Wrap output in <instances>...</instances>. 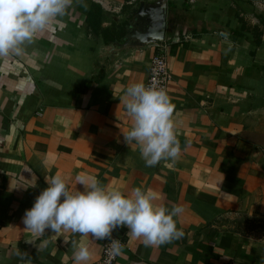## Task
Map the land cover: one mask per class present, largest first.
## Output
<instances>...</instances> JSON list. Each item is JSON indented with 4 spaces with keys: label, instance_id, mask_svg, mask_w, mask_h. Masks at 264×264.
Returning a JSON list of instances; mask_svg holds the SVG:
<instances>
[{
    "label": "crops",
    "instance_id": "1",
    "mask_svg": "<svg viewBox=\"0 0 264 264\" xmlns=\"http://www.w3.org/2000/svg\"><path fill=\"white\" fill-rule=\"evenodd\" d=\"M139 1L74 0L28 55L0 58V264H73V241L99 261L107 240L25 230V211L56 174L70 190L83 191L85 175L183 207L184 235L170 243L146 247L115 230L124 247L114 264H264V0H166L162 44L107 46L122 26L112 18ZM157 50L181 153L146 167L124 142L123 95L146 82Z\"/></svg>",
    "mask_w": 264,
    "mask_h": 264
},
{
    "label": "clouds",
    "instance_id": "2",
    "mask_svg": "<svg viewBox=\"0 0 264 264\" xmlns=\"http://www.w3.org/2000/svg\"><path fill=\"white\" fill-rule=\"evenodd\" d=\"M74 0H0V58L28 55L27 49L36 39L61 22L73 7ZM220 36L227 39V33ZM123 101L130 129L124 142L135 145L146 167L161 161L173 165L181 153L173 119L175 105L163 87L133 82L126 86ZM83 191L70 190L61 175L46 179L47 187L25 211V230L37 237L46 230L71 232L92 241H110L109 253L120 255L123 245L112 237L118 228L126 227L127 235L139 239L144 246H161L182 238L177 226L182 206L158 204L157 194L141 187L125 194L107 190L95 177L78 176ZM17 254L24 259L26 253ZM93 252L87 244L73 241V264H89Z\"/></svg>",
    "mask_w": 264,
    "mask_h": 264
},
{
    "label": "water",
    "instance_id": "3",
    "mask_svg": "<svg viewBox=\"0 0 264 264\" xmlns=\"http://www.w3.org/2000/svg\"><path fill=\"white\" fill-rule=\"evenodd\" d=\"M117 35L107 42V46L119 51L141 49L150 45L158 46L164 42L166 27V0H141L126 14L114 16Z\"/></svg>",
    "mask_w": 264,
    "mask_h": 264
},
{
    "label": "built area",
    "instance_id": "4",
    "mask_svg": "<svg viewBox=\"0 0 264 264\" xmlns=\"http://www.w3.org/2000/svg\"><path fill=\"white\" fill-rule=\"evenodd\" d=\"M187 3H193L194 0H184ZM171 76L168 72L167 62L164 54L157 50L156 54L152 57L149 65V71L147 75L146 85H156L163 87L167 90V86L170 82ZM113 238L119 239L124 247V242L120 237L114 236ZM110 241H106L102 248V253L97 264H114L117 256H112L109 253Z\"/></svg>",
    "mask_w": 264,
    "mask_h": 264
},
{
    "label": "trees",
    "instance_id": "5",
    "mask_svg": "<svg viewBox=\"0 0 264 264\" xmlns=\"http://www.w3.org/2000/svg\"><path fill=\"white\" fill-rule=\"evenodd\" d=\"M88 25L93 29H95L96 27H94V25L90 22V20H88Z\"/></svg>",
    "mask_w": 264,
    "mask_h": 264
}]
</instances>
